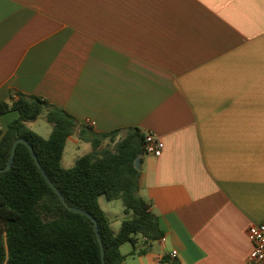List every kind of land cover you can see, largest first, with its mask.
Segmentation results:
<instances>
[{"label": "crops", "instance_id": "0c3cea01", "mask_svg": "<svg viewBox=\"0 0 264 264\" xmlns=\"http://www.w3.org/2000/svg\"><path fill=\"white\" fill-rule=\"evenodd\" d=\"M18 92L165 143L140 155L139 190L163 236L124 243L125 264H249L248 228L264 222V0H0V101ZM76 147L92 149L70 136L65 167Z\"/></svg>", "mask_w": 264, "mask_h": 264}, {"label": "trees", "instance_id": "16d2710c", "mask_svg": "<svg viewBox=\"0 0 264 264\" xmlns=\"http://www.w3.org/2000/svg\"><path fill=\"white\" fill-rule=\"evenodd\" d=\"M17 95L13 101H0V116L19 113L5 129L0 128V168L7 166L15 140L28 139L67 202L96 217L106 264H125L121 246L130 242L136 247L138 235L149 242L162 238L159 217L139 194L141 169L135 162L144 153L145 134L138 127L128 128L113 146H103L104 139L114 140L121 130L96 132L46 98ZM42 113L53 126L49 137L29 126ZM74 134L91 143L92 149L72 167H65L64 151ZM100 197L122 199L126 212L132 211L119 231L114 230ZM0 264H103L93 220L63 203L23 142L10 169L0 172Z\"/></svg>", "mask_w": 264, "mask_h": 264}, {"label": "built area", "instance_id": "2783aa9c", "mask_svg": "<svg viewBox=\"0 0 264 264\" xmlns=\"http://www.w3.org/2000/svg\"><path fill=\"white\" fill-rule=\"evenodd\" d=\"M164 146L165 143L155 132L145 134L144 153L158 157L162 154ZM247 236L252 243V250L248 255V263L264 264V222L251 224L248 228ZM170 255L176 257L177 250H173Z\"/></svg>", "mask_w": 264, "mask_h": 264}, {"label": "rangeland", "instance_id": "374dc122", "mask_svg": "<svg viewBox=\"0 0 264 264\" xmlns=\"http://www.w3.org/2000/svg\"><path fill=\"white\" fill-rule=\"evenodd\" d=\"M29 126L33 130L38 132L39 134L43 135L44 137H49L50 132L53 128L52 124L47 120L46 113H42L35 122L29 123ZM122 137H123V135L121 137H119L118 134L114 137V140H112L111 137H108V138L104 139L103 146H106L108 144L113 146ZM84 144H83V146H85ZM76 148H77V150L80 151L79 153H82V154L85 153V151H84L86 149L85 147H81L80 149L78 147H76ZM73 150H74L73 145H72V143H70L67 147L66 152H65V165H68V158L70 155L73 154ZM101 205L108 212L109 216L114 219L115 229L116 230L119 229L118 225H120L119 224L121 221L120 217L125 216V212H124L125 206L123 204L122 199L108 200L105 197H102ZM117 218H118V220H116Z\"/></svg>", "mask_w": 264, "mask_h": 264}, {"label": "water", "instance_id": "95a60500", "mask_svg": "<svg viewBox=\"0 0 264 264\" xmlns=\"http://www.w3.org/2000/svg\"><path fill=\"white\" fill-rule=\"evenodd\" d=\"M26 143L28 144L30 150H31V153L38 165V168L40 170V172L43 174V176L45 177V179L48 181V183L53 187V189L56 191V193L60 196L61 200L63 201V203L72 211H76V212H80V213H83V214H86L87 216H89L93 222H94V226H95V231H96V235H97V238H98V241L100 243V246H101V250H102V258H103V264H106V260H105V247H104V244H103V240H102V236H101V233H100V230H99V224H98V221L96 219V217L90 213L89 211L83 209V208H80V207H77V206H72L70 205L67 200H66V197L65 195L62 193V191L54 184V182L52 181V179L49 177L48 173L46 172V170L44 169V167L42 166V164L40 163L39 161V158H38V155L35 151V148L34 146L28 141V139L24 138V137H19L15 140L14 144H13V148H12V152H11V155H10V159H9V162L7 164V166L3 167V168H0V172H3V171H7L8 169H10V167L12 166V163H13V159H14V156H15V152H16V148L18 146L19 143ZM135 166L136 168H140V159L137 158L136 159V162H135Z\"/></svg>", "mask_w": 264, "mask_h": 264}]
</instances>
